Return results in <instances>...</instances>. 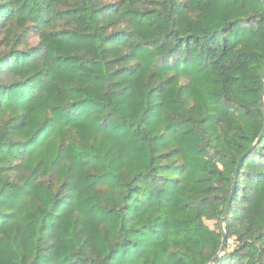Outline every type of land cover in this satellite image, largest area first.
Masks as SVG:
<instances>
[{"label": "trees", "instance_id": "1", "mask_svg": "<svg viewBox=\"0 0 264 264\" xmlns=\"http://www.w3.org/2000/svg\"><path fill=\"white\" fill-rule=\"evenodd\" d=\"M263 92L264 0H0V264H264Z\"/></svg>", "mask_w": 264, "mask_h": 264}, {"label": "water", "instance_id": "2", "mask_svg": "<svg viewBox=\"0 0 264 264\" xmlns=\"http://www.w3.org/2000/svg\"><path fill=\"white\" fill-rule=\"evenodd\" d=\"M262 105L264 106V92H263V100H262ZM264 134V129H263V132L262 134L257 138V140L254 142V144L251 146V148L240 158L238 164H237V167L235 169V173H234V176H237L238 175V172H239V169H240V166L243 162V160L245 159V157L248 155L249 151L252 150L261 140L262 138V135ZM230 202H231V197L227 203V206L225 208V211H224V214H223V218L226 217L227 213H228V209H229V206H230ZM222 230H223V240H222V243L223 245L226 243L227 241V234L225 232V227L224 225H222ZM217 260V257L214 258L211 262H209L208 264H213L215 261Z\"/></svg>", "mask_w": 264, "mask_h": 264}, {"label": "rangeland", "instance_id": "3", "mask_svg": "<svg viewBox=\"0 0 264 264\" xmlns=\"http://www.w3.org/2000/svg\"><path fill=\"white\" fill-rule=\"evenodd\" d=\"M206 223L212 230H217L218 231V227L216 226V222L208 221ZM229 247H230L229 249H233L234 248V242L233 241L230 242V246Z\"/></svg>", "mask_w": 264, "mask_h": 264}]
</instances>
